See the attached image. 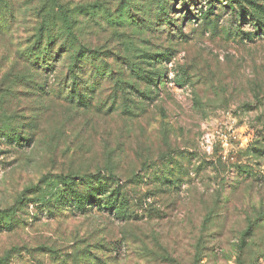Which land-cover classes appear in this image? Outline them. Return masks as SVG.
I'll return each instance as SVG.
<instances>
[{"label":"rangeland","instance_id":"rangeland-1","mask_svg":"<svg viewBox=\"0 0 264 264\" xmlns=\"http://www.w3.org/2000/svg\"><path fill=\"white\" fill-rule=\"evenodd\" d=\"M238 1L210 15V0H168L169 22L145 0L0 2V129L26 128L21 142L0 134V217L17 224L0 232V264H264V0ZM93 5L96 19L77 18ZM63 15L79 22L73 52L119 55L114 82L82 88L88 107L61 88L65 62L41 75L25 53L42 28L61 35ZM141 54L170 58L141 65L160 75L151 102L127 72ZM99 171L119 176L138 219L52 218L34 203L52 201L62 174Z\"/></svg>","mask_w":264,"mask_h":264},{"label":"trees","instance_id":"trees-1","mask_svg":"<svg viewBox=\"0 0 264 264\" xmlns=\"http://www.w3.org/2000/svg\"><path fill=\"white\" fill-rule=\"evenodd\" d=\"M2 1L3 0H0V2ZM167 2L168 0H145L144 3H147L149 6L154 7V9H157V11L160 12L158 16L159 20H167V22H169L170 18L167 12ZM215 2L216 0H210V3L208 4V14L210 15H214L212 11L215 9ZM234 3L240 4L238 0H227V5L231 11H234ZM126 4H130V2ZM89 9L90 12L86 13V10L84 11L80 8V10L84 12L78 13L77 18L89 14L91 18L96 19L98 13H100L99 7L93 5L90 6ZM225 9H228V7L225 6ZM126 11L129 12L130 9H127ZM8 12L9 16L13 14L12 10H8ZM1 17L4 19L0 23V29H7L9 22L8 16L3 13L0 16V20ZM77 18L75 16L63 15L62 22L64 24L61 30V35L54 30L52 31L50 27L42 28V30L39 31V34L34 37L31 46L27 48L25 53L26 56L31 59L30 62L37 67L38 71H40L41 75L56 72L61 64L65 62V64H67L66 73L60 74L61 76L64 75L63 86L61 88H67L69 90L68 92L73 102L88 107L89 104H85L89 103V101L87 102L88 97L82 93V88H88L87 90L91 91V93H97L102 83L114 82L116 77H114V71L107 59L110 57H118L119 55L115 56V54L111 53L112 56H107L105 52H102L101 50L98 51L99 49H93L83 45H79L77 50L73 52L74 44L71 41L75 39L74 30L79 23ZM255 22L257 23V27L260 26L264 29V25H259L260 20L256 19ZM259 33L264 34V31L261 30ZM107 53L109 54V51ZM167 56V54H156V56L151 54H141L135 56V58H133L134 56H131L130 58L126 57V60H128L126 66L127 72L129 71L131 76L146 83L149 87V92L147 93H140L133 88L134 93L138 94L144 102L153 101L151 95L159 88L160 75L159 73H147L141 65H146V61L152 58V60H157V65L162 64L165 60H170ZM184 79L186 78H177L176 85H186L188 81ZM117 86L119 87L120 94L134 95L130 91V88H127L128 85L123 84ZM39 88H45V84L42 82ZM19 128L21 130L18 129L20 132H18L19 134L17 136H13V133L10 130L8 131V129H5L4 127L1 128V138L5 141H13L14 143L21 142V131L26 128L23 125ZM23 141L28 144L31 142L29 139H23ZM60 179L61 189H59V187L57 188V191L52 196V201H46V198L34 201L38 207H43V210L48 211V214L52 218H56L58 214H62L63 212H68L74 216H85L87 214L99 212L112 214L115 219L124 223L138 219L131 211V200L128 197L125 185L121 183L122 181L119 179V176L114 172L99 171L97 173H86L83 175L62 174ZM164 182L165 180H160L157 183L162 185ZM171 184L175 185L173 183ZM20 204L23 203L20 202ZM15 215V211H8L0 217V232H13L17 228L16 222L14 223ZM112 249L115 250V248Z\"/></svg>","mask_w":264,"mask_h":264}]
</instances>
